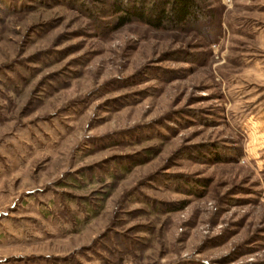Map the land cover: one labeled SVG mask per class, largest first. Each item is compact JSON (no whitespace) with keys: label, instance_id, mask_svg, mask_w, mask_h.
<instances>
[{"label":"rangeland","instance_id":"obj_1","mask_svg":"<svg viewBox=\"0 0 264 264\" xmlns=\"http://www.w3.org/2000/svg\"><path fill=\"white\" fill-rule=\"evenodd\" d=\"M124 2L0 0V264H264V0Z\"/></svg>","mask_w":264,"mask_h":264},{"label":"trees","instance_id":"obj_2","mask_svg":"<svg viewBox=\"0 0 264 264\" xmlns=\"http://www.w3.org/2000/svg\"><path fill=\"white\" fill-rule=\"evenodd\" d=\"M203 0H125V4L113 3L112 10L120 12L118 25L131 19H137L154 27L183 28L184 25L198 29L201 33L207 29L204 22L198 27V20L205 21L207 11ZM204 18V19H203Z\"/></svg>","mask_w":264,"mask_h":264}]
</instances>
